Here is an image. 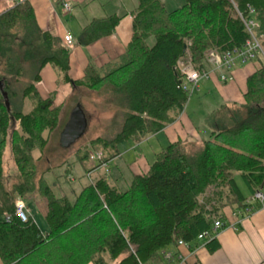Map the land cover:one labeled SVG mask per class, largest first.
I'll return each mask as SVG.
<instances>
[{"label": "trees", "instance_id": "16d2710c", "mask_svg": "<svg viewBox=\"0 0 264 264\" xmlns=\"http://www.w3.org/2000/svg\"><path fill=\"white\" fill-rule=\"evenodd\" d=\"M248 7L254 11L259 25L255 33L264 51V0H185L173 10L160 0H138L124 53L111 66L89 64L78 79L69 75L71 47L39 27L29 0L1 10L2 264H154L178 241L191 243L215 220L245 211L247 197L235 177L251 195L264 189V62L259 58L260 65L246 79L242 102L216 113L208 139L169 143L146 173L132 176L126 189L100 176L82 187L73 201L56 197L44 179L50 170L40 164L47 133L57 127L62 103L42 98L37 84L41 70L50 64L74 90L110 93L121 110L118 131L112 138L92 141L105 155L103 162H110L120 156L121 144L141 142L180 116L189 95L181 87L177 63L204 69L210 52L222 54L243 45L249 35L239 14L247 17ZM118 22L116 15L93 19L81 29L77 42L89 45L109 36ZM7 143L16 167L12 182L3 172ZM87 159L86 152L78 160ZM210 187L216 190L213 198L207 196ZM34 193L46 200L47 233L31 216L21 222L15 215V202Z\"/></svg>", "mask_w": 264, "mask_h": 264}, {"label": "rangeland", "instance_id": "374dc122", "mask_svg": "<svg viewBox=\"0 0 264 264\" xmlns=\"http://www.w3.org/2000/svg\"><path fill=\"white\" fill-rule=\"evenodd\" d=\"M5 1L13 3L15 0ZM50 1L53 2V0ZM85 1L86 2L83 4L76 2L70 3L72 5L71 9L69 11H65L64 13L60 7L61 1L58 0V4H54V10H51L53 13L56 12L55 14L58 18L56 21L59 22L61 29L70 31L74 34V42L70 46L72 48L79 47L76 38L79 35L82 26H84L89 20L86 18H90L91 16L103 17L110 14L116 15L119 18L118 24L120 22H127L128 17H126V14L128 15V12H131L137 3V0H124L125 9H123L121 8L119 0ZM38 2L44 3L47 2V0H37V4ZM184 2L185 0H167L168 5L166 6L169 8L168 10H173L174 8L182 6ZM101 4L103 7L100 6ZM56 5L58 6L56 7ZM57 9H59L60 12ZM124 25L125 24H121V27H124ZM147 42L149 45H152L154 40L150 37ZM73 57L79 60L77 58V54H73ZM259 59V61L264 62L262 58L259 57ZM259 61L254 60L248 63H253L256 67H258L260 65ZM53 71L55 82L53 77H45V79L46 82H50V86H53L52 88H54V91L52 92L53 94L47 95L48 97L44 99L51 98L53 101V96L55 95L58 96L57 98L61 97L60 100L62 99V96L64 97L65 95V99L59 108L57 127L52 132L47 133L48 144L44 153L45 156L43 158V162L40 163L41 167L50 168V170L44 175L46 183L50 186L56 197L66 196L70 201L75 199L82 187L90 184L95 180V178L100 176H106L108 180H111L121 190L126 189L131 177L138 173L137 169L133 168L127 159H124L123 161V159L119 158H115L108 162L107 167H105V165L103 166L104 162L102 160L105 155L101 149L95 150L92 145V141L97 138L109 139L117 133L121 110L112 102L113 99L106 89L105 91L101 90L100 92H97L86 88H76L73 92H71L70 90L64 88L68 85L61 80L62 74L57 69H53ZM225 76L228 77L227 74ZM188 100L189 106H186L187 108L184 110V113L195 121L200 138L202 140H206L209 138L210 131L213 126L212 123L219 107L223 104L229 105L231 103L229 101H225V99H223L220 93L216 90H211V92L205 93L202 92V89L194 91L189 96ZM56 101L58 100L56 99ZM76 101L81 105V108L86 115L87 127L85 133L71 146L68 148H62L59 144V133L68 119L67 117L69 116V111L72 107H74ZM25 110H28V108ZM189 138L190 139H188L187 142L194 140L192 137ZM128 143H130L132 147L134 146L132 142ZM6 146L7 147L3 154V172L6 181L12 182L16 175V167L10 151V145L8 144ZM127 147V143L120 145L122 152L123 150H126ZM133 148H136V145ZM84 152H87L88 159L81 162L78 159H82V156L85 154ZM137 153H139V151ZM34 154L37 156L38 152L35 151ZM98 155H100L99 159L97 157ZM45 157L49 159V162L45 160L47 159ZM90 167L93 169L88 174L86 169H89ZM235 180L244 196L247 197L248 200H252V195L242 179L239 176H236ZM214 191H216L214 187H210L208 189V198H213L212 192ZM26 197L27 198L23 199V201L26 202L25 204H27L26 206H28L29 213L31 212L33 220L42 232L47 233L49 227L45 219V198L37 193ZM212 201L209 200L207 202V206L209 208L213 204Z\"/></svg>", "mask_w": 264, "mask_h": 264}, {"label": "crops", "instance_id": "0c3cea01", "mask_svg": "<svg viewBox=\"0 0 264 264\" xmlns=\"http://www.w3.org/2000/svg\"><path fill=\"white\" fill-rule=\"evenodd\" d=\"M60 1L62 2L63 0ZM66 1L79 4L86 2L85 0ZM160 1L167 9H169L166 6L168 5L167 0ZM14 2H20V0H15ZM29 2L34 9L37 23L42 30L49 31L61 41L66 33H70L73 38H75L72 32L61 29L59 22L56 21L58 19L55 14L56 12H51L53 7H55L54 4H58V0H53V2L47 0V2H38V4L37 0H29ZM119 2L121 8L125 9L124 0H119ZM11 4L12 3L5 0H0V12L3 8L8 7ZM137 5L138 0L133 10L128 12V15L126 14L128 21L117 24L111 35L100 38L89 45H80L78 43L79 47H71L69 75L72 79L81 78L84 74L85 68L89 64L94 65L97 68H103L108 65L111 66L117 62L118 58L124 53L125 48L131 40L132 20ZM57 6L58 5H56V7ZM100 6L103 7L102 4ZM57 10L59 11V9ZM62 11L65 13L63 9ZM108 15L110 14L103 17L91 16L90 18H86L89 20L84 26L93 19L104 18ZM121 24H125L124 27H121ZM84 26H82V28ZM73 54H77L79 60L74 58ZM209 67L210 66L207 64L206 68L210 69ZM53 69H55L53 66L47 64L41 70V81L37 84V90L43 98L48 97L47 95L53 94V86H50V82H46L45 79V77H53L55 82ZM255 69L256 66L253 63H248L235 67L229 71L224 69L216 70L210 78H202L199 81L198 90L202 89V92L205 93H209L211 90H216L225 101H229L231 104L240 103L243 99L246 79ZM222 74H227L228 76H231L232 79L229 81H222L220 78ZM66 85L68 86L64 87L65 89L70 90L71 92L74 91L70 84ZM53 97L55 98H53L54 105H60L65 99V95L64 97L62 96L61 100V97L57 98L58 96L56 95ZM56 99L58 101H56ZM188 101L186 102L180 116L172 124L154 134H148L141 142H132L134 146L136 145V148H133L134 146L132 147L130 143H127L128 147L126 150H123V152L120 150V157L118 158L123 159V161L124 159H127L130 162V165L137 169L138 173L134 175L146 173L154 161L156 154L162 151L169 143L178 140L187 142L188 139H190L189 137L194 139L191 142L202 140L199 136L195 121L184 113V110L187 108L186 106H189ZM226 105L227 104L221 105L217 112ZM138 151L139 153H137ZM246 204L253 208L252 212L250 211L248 214H240V216L238 213H241V211L236 210L238 216H234V211H232L227 220L223 221L225 226L218 232L211 247L207 246L205 242L198 240L192 241L189 247L175 245L167 250L173 255L171 261L167 262L162 258L161 261L155 262L154 264H264V205L261 206L258 203H252V200L248 199L246 200ZM29 216H31V212L29 213ZM0 264H2L1 261Z\"/></svg>", "mask_w": 264, "mask_h": 264}, {"label": "built area", "instance_id": "2783aa9c", "mask_svg": "<svg viewBox=\"0 0 264 264\" xmlns=\"http://www.w3.org/2000/svg\"><path fill=\"white\" fill-rule=\"evenodd\" d=\"M61 7L64 11H69L71 9V4L68 1L63 0L61 2ZM248 12L249 14L247 17H244L243 15L239 14L248 32V39L244 42L243 45L238 48H234L231 51L224 52L222 54L210 52L207 58V64L210 66V69H195L191 64H187L182 61L177 63L178 70L182 75L181 87L189 96L194 91L198 90L199 81L202 78H210L216 70L224 69L229 71L235 67H239L248 62H252L259 57L264 60V51L255 33V30L258 28L259 25L253 17L254 11L251 7H248ZM63 42L67 46H71L74 42V38L70 33H66L63 36ZM220 78L222 81H229L232 79L231 76L226 77L224 74H222ZM97 157L99 158L100 155H98ZM104 165L105 167H107L108 164L104 163L103 166ZM252 203H258L261 206L264 205V189H259L254 192V194L252 195ZM252 209L253 208L251 207H247L245 208V211L243 213H238V215L248 214L250 211H252ZM15 215L21 222H25L28 220L29 209L23 200H17L15 202ZM233 215L236 216L237 211H234ZM224 226L225 225L223 221L217 219L214 221L212 227L209 230L199 233L196 237V240L207 243L208 241L214 239L218 232ZM177 245L189 247L190 243L178 241ZM172 257L173 255L171 252H162V258L165 261H171Z\"/></svg>", "mask_w": 264, "mask_h": 264}, {"label": "water", "instance_id": "95a60500", "mask_svg": "<svg viewBox=\"0 0 264 264\" xmlns=\"http://www.w3.org/2000/svg\"><path fill=\"white\" fill-rule=\"evenodd\" d=\"M87 118L79 103L75 104L69 113L63 129L60 132L59 143L62 148H68L79 139L86 130Z\"/></svg>", "mask_w": 264, "mask_h": 264}, {"label": "bare ground", "instance_id": "6f19581e", "mask_svg": "<svg viewBox=\"0 0 264 264\" xmlns=\"http://www.w3.org/2000/svg\"><path fill=\"white\" fill-rule=\"evenodd\" d=\"M242 15H243V14H242ZM99 158H100V157H99ZM99 158H98V159H99ZM102 161H103V160H102ZM102 163H103V162H102ZM104 163H105V162H104ZM107 163H108V162H107ZM248 203H250V202H248ZM248 207H249V206H248ZM235 211H236V210H235ZM251 212H252V211H251Z\"/></svg>", "mask_w": 264, "mask_h": 264}]
</instances>
